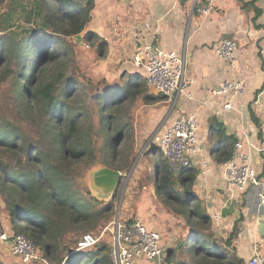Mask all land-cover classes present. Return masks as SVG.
I'll use <instances>...</instances> for the list:
<instances>
[{
    "label": "trees",
    "instance_id": "16d2710c",
    "mask_svg": "<svg viewBox=\"0 0 264 264\" xmlns=\"http://www.w3.org/2000/svg\"><path fill=\"white\" fill-rule=\"evenodd\" d=\"M93 7L94 0H0V199L11 229L29 236L41 251L38 260L46 264H112L107 240L78 249L82 235L107 223L115 206L93 194L87 174L99 164L119 170L132 165V151L121 148L123 135L112 130L116 106L139 96L147 104L166 97L150 92L140 68L103 89L71 75L80 44L76 36L90 22ZM85 37L100 40L98 51L106 52L107 42L97 33ZM95 116L100 130H95ZM87 119L92 130L83 127ZM161 154L156 188L164 204L185 219L194 242L191 247L182 240L176 264H243L221 240L211 241V216L190 205L196 170L176 174L162 149ZM232 156L226 142L219 159Z\"/></svg>",
    "mask_w": 264,
    "mask_h": 264
},
{
    "label": "crops",
    "instance_id": "0c3cea01",
    "mask_svg": "<svg viewBox=\"0 0 264 264\" xmlns=\"http://www.w3.org/2000/svg\"><path fill=\"white\" fill-rule=\"evenodd\" d=\"M205 2L94 0L91 20L85 28V33H97L107 42L104 54L108 55L110 69H116L122 62L123 70L142 69L146 73L144 67L135 63L134 56L148 43L176 50L186 61L189 88L177 99L166 96L146 104L142 107L146 116L141 114L137 120L136 144L147 153L137 169L141 172L146 169L149 178L152 181L155 178V184L145 185L140 191L136 188L126 195L122 219H137L157 229L163 252L161 258L145 259L143 264H176L182 240L188 234L189 225L185 219L164 204V194L156 188L157 160L162 154L159 156L160 146L151 143V139L179 114L195 109L210 163L205 168L195 161L187 167L196 170L190 205H197L199 213L211 216V241L221 240L226 251L241 258L243 264H248L255 247L264 245V228H261L264 225V203L261 201L264 186L250 184L242 194L232 190L219 159L226 142L233 147V156L238 140L245 148L248 144L250 150L249 143L264 144V0H216L211 10L201 13L197 7ZM224 38L237 41L235 67L216 54L215 47ZM225 78L243 79L246 89L234 96L215 94L213 90ZM229 101L231 107L227 108L225 104ZM252 153L263 175L264 155L254 147ZM151 166L155 176L149 169ZM177 191L182 194L183 187L177 185ZM3 219L10 225L7 217Z\"/></svg>",
    "mask_w": 264,
    "mask_h": 264
},
{
    "label": "built area",
    "instance_id": "2783aa9c",
    "mask_svg": "<svg viewBox=\"0 0 264 264\" xmlns=\"http://www.w3.org/2000/svg\"><path fill=\"white\" fill-rule=\"evenodd\" d=\"M85 2L86 0H79ZM216 0H206L197 7L201 13L212 9ZM217 56L236 66L237 41L231 38L222 39L215 47ZM135 63L146 70L148 85L156 93H162L171 99H177L190 86V78L184 57L176 50L166 49L160 44L148 43L138 49L134 56ZM140 66V67H141ZM246 89V83L241 78H225L213 91L215 94H230L234 96ZM191 96V93L188 92ZM225 107H231L227 102ZM157 143L163 151L171 168L180 173L195 161L205 168L209 166L210 158L205 144L200 136V118L198 110L179 114L168 126L154 135L151 143ZM264 155V144L254 146ZM248 144L246 148L242 141L234 144L235 155L221 161L228 186L239 194L246 191L250 184L264 186V174L256 163ZM264 203V193H261ZM112 244L110 259L112 264H143L145 259L161 258V234L157 229L147 227L140 220L124 221L121 216L110 224ZM12 230V229H11ZM10 229L0 231V246H7L11 254L26 263H34L40 259L41 251L35 242L24 233H15ZM101 240V235L87 232L78 242V249L94 246ZM248 264H264V245L255 247Z\"/></svg>",
    "mask_w": 264,
    "mask_h": 264
},
{
    "label": "rangeland",
    "instance_id": "374dc122",
    "mask_svg": "<svg viewBox=\"0 0 264 264\" xmlns=\"http://www.w3.org/2000/svg\"><path fill=\"white\" fill-rule=\"evenodd\" d=\"M12 0H8L10 2ZM2 16L0 15V34L2 32ZM83 36L78 39L76 36V39L80 44L76 45L75 47V56L74 60L71 64V75H74L75 77L79 78L81 80V84H86L87 82L90 84V87H99L103 89L102 87H106L107 85H114L119 84L121 81H125L128 77V75L131 73L130 70H123L122 62L118 63L117 68L113 69V67L110 66L108 61V55L104 53H100L98 51V44L100 40L93 39L92 42L87 41V38L85 37V29L80 33ZM105 55V56H104ZM125 60V59H124ZM128 64V62L126 61ZM70 68V66H69ZM100 85V86H99ZM5 91L1 95L3 100H6L8 98L7 90L10 89V82L6 83L4 85ZM150 92L154 93L152 88L149 86ZM156 93V92H155ZM90 94V93H89ZM88 102H92L90 99V96L88 95ZM87 103V101H86ZM147 103L144 102V99L142 96L133 98L125 102L123 105L116 106L114 109V114L117 115V122L113 127V132L118 134V132H121L124 139L121 144V148H124L126 150L132 151L134 155V160L132 162V165L128 168H125L121 170L125 175L121 178L114 194L112 197L108 199H101L105 202H108L109 200H113L115 203L113 216L112 218L107 222L100 225L99 228H96L92 231L98 235H101V242L103 240H107L109 244H112V231L110 229L111 223L116 219L117 217L121 216L122 218V205L123 201L126 198V195L130 193L132 190H141L142 187L145 185L155 184V178L152 181L148 173L145 170L142 172L138 168V164H142L144 160L147 158L146 151L143 152L141 149L142 146L137 147V121L141 114L145 111L142 107L146 106ZM95 105L93 104L91 106V109H93ZM97 114V113H95ZM143 116H146V114H143ZM93 124H95V130H100L98 118L95 116L93 118ZM83 127L87 130H92L90 119L85 120L83 123ZM131 153V155H132ZM137 159V162L130 172L135 160ZM121 161L122 157L120 158ZM120 160L117 164H121ZM101 165L106 164H99L94 166L93 168L99 167ZM151 173L155 176V170L152 168V166L149 168ZM91 170V168H90ZM86 180H89V176L87 174ZM134 197V196H133ZM121 199V200H120ZM121 201V202H120ZM2 210L4 212H2ZM4 217L8 218V213L6 210H4L3 205L1 203L0 199V231L4 229H10L11 226L6 224L4 221ZM9 219V218H8ZM13 231V230H11ZM14 232V231H13ZM185 241L187 242V245L193 246L194 242L192 241V238L190 235L184 236ZM42 250V249H41ZM92 257V256H91ZM90 257V258H91ZM88 259L86 260H90ZM0 262L2 264H46L45 260H36L34 263H26L22 261L19 257L11 254L9 248L7 246H0Z\"/></svg>",
    "mask_w": 264,
    "mask_h": 264
},
{
    "label": "water",
    "instance_id": "95a60500",
    "mask_svg": "<svg viewBox=\"0 0 264 264\" xmlns=\"http://www.w3.org/2000/svg\"><path fill=\"white\" fill-rule=\"evenodd\" d=\"M82 36L83 35L79 33L77 38L80 39ZM136 162L137 159L135 160L130 172L134 168ZM123 175L125 174L121 170L108 165H101L99 167L92 168L88 172L89 187L97 198L103 200L108 199L114 194ZM261 228H264V225H261Z\"/></svg>",
    "mask_w": 264,
    "mask_h": 264
}]
</instances>
